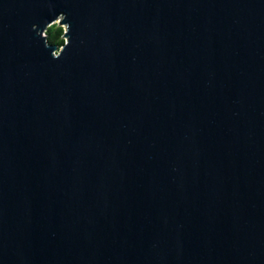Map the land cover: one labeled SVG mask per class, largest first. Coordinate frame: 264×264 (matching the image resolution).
<instances>
[{
    "label": "water",
    "instance_id": "water-1",
    "mask_svg": "<svg viewBox=\"0 0 264 264\" xmlns=\"http://www.w3.org/2000/svg\"><path fill=\"white\" fill-rule=\"evenodd\" d=\"M0 264H264V0H0Z\"/></svg>",
    "mask_w": 264,
    "mask_h": 264
},
{
    "label": "trees",
    "instance_id": "trees-1",
    "mask_svg": "<svg viewBox=\"0 0 264 264\" xmlns=\"http://www.w3.org/2000/svg\"><path fill=\"white\" fill-rule=\"evenodd\" d=\"M64 32V27L60 26L58 23L50 26L46 32L50 44L55 46H63L65 43Z\"/></svg>",
    "mask_w": 264,
    "mask_h": 264
},
{
    "label": "clouds",
    "instance_id": "clouds-1",
    "mask_svg": "<svg viewBox=\"0 0 264 264\" xmlns=\"http://www.w3.org/2000/svg\"><path fill=\"white\" fill-rule=\"evenodd\" d=\"M58 17H60L61 19H64V21L66 20L65 18H66V15L65 14H60ZM71 26H70V23H65L64 22V31L65 32H69V28H70ZM65 44L67 45V46H69L70 45V42L68 41V40H65ZM64 51H65V48H63V49H61V51L60 52H56V51H54L53 53H52V56L54 57V58H57V59H59L61 56H62V54L64 53Z\"/></svg>",
    "mask_w": 264,
    "mask_h": 264
}]
</instances>
